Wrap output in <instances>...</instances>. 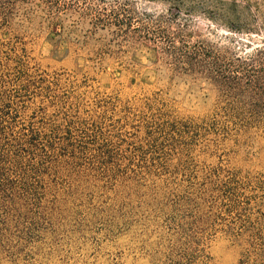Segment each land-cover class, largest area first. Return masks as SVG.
Returning a JSON list of instances; mask_svg holds the SVG:
<instances>
[{"label":"rangeland","instance_id":"1","mask_svg":"<svg viewBox=\"0 0 264 264\" xmlns=\"http://www.w3.org/2000/svg\"><path fill=\"white\" fill-rule=\"evenodd\" d=\"M7 2L0 43L22 42L29 75L75 82L50 98L5 84L18 97L7 133L30 123L54 151L37 202L15 194L0 264H162L176 245L160 227L169 208L183 219L219 213L210 188L230 179L250 223L264 216V92L240 96L207 70V53L264 49V0ZM251 16L258 31L244 26ZM196 222L209 264H237L249 233L227 234L234 215Z\"/></svg>","mask_w":264,"mask_h":264},{"label":"trees","instance_id":"2","mask_svg":"<svg viewBox=\"0 0 264 264\" xmlns=\"http://www.w3.org/2000/svg\"><path fill=\"white\" fill-rule=\"evenodd\" d=\"M7 1L8 5H12L15 0ZM261 12H263L264 19V9ZM255 19L254 16L246 19L247 25L244 26L247 30H259L254 25ZM21 46L23 44L19 40L14 43H0V70H3L0 74V244L8 220L18 213L16 192L23 198H32L37 202L40 191H43L41 177L47 174L48 167L45 165L51 159L54 151L53 142L48 141L53 136L42 135L30 123L20 128L17 134L7 133L8 128L5 125L7 121L5 120L10 121L11 127L17 122V112L12 106L15 98L18 97L7 94L4 90L5 84L14 83L19 89L18 93L24 97L30 95V98L34 97L32 88L43 97L50 98L53 90L75 82L65 74L37 72L34 76L29 75L28 59L25 49ZM207 54L211 55L207 70L223 80V83L229 81L234 93L240 96L250 95L251 99H257L264 92V59H261L264 56V49L255 50L252 54L247 55V58L236 55L233 60L228 61H224L219 54ZM193 55L198 56L195 52ZM72 125L73 123H68L66 126L68 136L72 135L70 130L74 128L71 127ZM184 128L187 129L184 132L190 131V127L184 126ZM94 129L97 130V127L95 126ZM238 189L239 186L233 179L210 188V192L217 195L215 196L217 201L220 200L219 213L216 214L183 219L181 215L184 216V212L179 214L177 209L170 207L169 214L161 219L162 226L160 227L172 234L175 233L176 245L167 249L165 261L162 264H209V258L205 254L202 244L196 239V235H198L194 232L196 221L200 220L208 227H212L225 215H234V219L238 223L236 229L227 228L226 232L231 238L238 240L245 233H249V242H247L237 264H264V216L257 217L256 223H250L249 217L246 216V213L244 214L245 209L242 205H238ZM247 224H249L250 230H245Z\"/></svg>","mask_w":264,"mask_h":264}]
</instances>
